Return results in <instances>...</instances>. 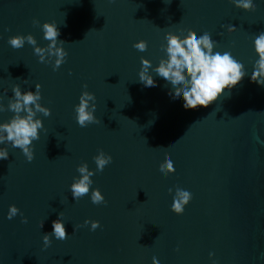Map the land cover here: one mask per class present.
I'll list each match as a JSON object with an SVG mask.
<instances>
[{"label": "water", "instance_id": "water-1", "mask_svg": "<svg viewBox=\"0 0 264 264\" xmlns=\"http://www.w3.org/2000/svg\"><path fill=\"white\" fill-rule=\"evenodd\" d=\"M254 2L244 11L230 0H0V120L12 115L13 83L35 91L38 81L50 109L37 113L43 128L33 159L10 144L0 159V264H152L153 256L160 264H211L209 252L217 264H264V86L245 75L207 107L186 110L154 72L155 86L138 78L140 57L158 63L169 30L209 32L214 50L230 51L250 74L252 38L264 31V0ZM33 18L60 30L67 56L55 71L27 42L7 43L30 32L47 44ZM138 39L147 41L144 51L132 46ZM84 84L100 122L81 127L73 105ZM98 148L112 160L95 172ZM166 157L175 171L162 178ZM81 162L106 203L73 199L69 184ZM176 187L192 194L182 214L170 210ZM10 203L26 223L20 213L6 218ZM60 212L68 236L45 248L41 236ZM85 217L100 226L90 230Z\"/></svg>", "mask_w": 264, "mask_h": 264}, {"label": "clouds", "instance_id": "clouds-1", "mask_svg": "<svg viewBox=\"0 0 264 264\" xmlns=\"http://www.w3.org/2000/svg\"><path fill=\"white\" fill-rule=\"evenodd\" d=\"M169 3L170 0H165ZM230 2L239 9L244 11H253L256 9L254 0H230ZM33 24H38L42 30L43 38L47 44L37 43L36 38L29 33H16L7 37V43L13 48H21L25 42L32 46L33 53L37 59L43 63H50L55 71L65 60L67 51L64 48V41L59 40L60 30L56 21L44 20L40 22L33 18ZM231 33L236 27L231 24L221 25ZM7 30V29H6ZM132 46L137 50L144 51L147 48V41L138 39L133 41ZM218 46V41L212 38L209 32L204 31L199 35L189 32L187 35L177 34L171 30L164 32V42L161 48L164 55L159 58L158 63L152 64L148 58L140 57V68L138 78L146 87L155 86L156 81L153 79V72L159 76L165 86L170 89V99L172 103H182L184 109H196L198 106L207 107L215 101L218 96L224 93L225 89H231L245 76H249L250 82H255L259 86H264V31L256 33L252 38V48L255 53V60L252 64V70L247 73L244 64L236 59L230 51L214 50ZM27 83V80L24 81ZM41 85L35 83V91L30 89L21 90L19 83H13L11 90L13 95L8 97L7 109L12 115L7 120H0V159H7V146L18 147L27 161L33 159L32 142L39 138V130L43 128V122L37 113L44 116L50 114L49 107L40 102ZM7 89H5V92ZM5 105L0 103V111H3ZM96 108L95 95L87 90V84L82 85L78 97V103L73 105L75 120L81 127L89 123H99L95 116ZM95 162V172H100L108 165L112 156L102 148H98L92 157ZM78 176L72 178L69 189L74 200H77L89 194L93 204L106 203L104 194L99 187H91L95 174L94 170L88 167L87 162H81L76 166ZM172 160L167 157L163 165L159 168L160 177H165L174 172ZM168 191L171 193L172 189ZM192 198V194L183 188L176 187L172 195L170 210L176 214H182L185 205ZM20 213L21 221L26 223L27 217L23 215L20 209L14 203H10L5 213L6 218L12 219ZM63 212L58 213V218L52 221L51 232L42 234L43 247L51 244V238L58 240L67 238ZM84 225H88L90 230H95L100 226L96 219L85 217ZM43 221H40V227ZM74 231L76 226H73ZM214 253L209 252L211 264H217L212 259ZM152 264H160L159 260L153 256Z\"/></svg>", "mask_w": 264, "mask_h": 264}]
</instances>
